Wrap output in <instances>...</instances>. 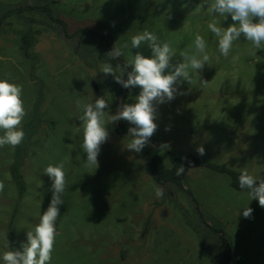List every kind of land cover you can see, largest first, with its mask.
<instances>
[{"label":"rangeland","instance_id":"1","mask_svg":"<svg viewBox=\"0 0 264 264\" xmlns=\"http://www.w3.org/2000/svg\"><path fill=\"white\" fill-rule=\"evenodd\" d=\"M207 6L204 0H0V79L23 86L27 112L23 142L0 148V257L22 251L51 201L52 180L43 170L63 162L68 187L48 264H264V208L238 180L242 170L264 178V44L256 50L242 34L223 56L207 25L233 21L209 14ZM83 30L121 48L124 63L136 52L151 57L146 45L131 48L132 36L145 30L175 51L173 64L182 62L181 52L195 51L197 34L205 39L209 64L192 73V85L181 81L183 95L157 105L158 127L144 147L162 182L142 151L124 147L133 127L124 120L107 126L98 168L86 165L82 106L103 96L106 117L115 114L124 87L102 72L111 63L107 52ZM139 91L126 88L123 104L134 103ZM181 164L185 173L177 176ZM245 207L253 209L249 218Z\"/></svg>","mask_w":264,"mask_h":264},{"label":"clouds","instance_id":"2","mask_svg":"<svg viewBox=\"0 0 264 264\" xmlns=\"http://www.w3.org/2000/svg\"><path fill=\"white\" fill-rule=\"evenodd\" d=\"M207 11L213 16L223 17L224 20L231 15L232 24L227 27L220 26V21L213 19L207 27L218 38L220 53L227 57L233 48L234 42L241 35L246 41L251 42L255 49H262L264 44V0H207ZM203 7V4L198 6ZM147 46L151 50V57L144 56L141 52L125 63H111L102 65L104 74H111L115 81L122 87L131 89L139 88V94L134 103H124L118 112L107 115L106 109L109 102L103 97L95 98L93 102L85 103L83 114L79 117L83 128V152L87 154L85 161L88 167L98 168V156L101 146L109 137L108 125L124 120L133 125L128 129L130 141L124 145L127 150L140 153L148 145L150 138L157 130V105L171 102L176 96L183 95L178 88L181 81L192 85V73H198L210 60L206 52L205 39L197 34L195 37V51L180 53L182 62L173 64L175 51L167 42L161 43L158 37L150 31L131 38V48L139 49ZM125 49L127 44L123 46ZM106 55L110 59L124 55L121 48H112ZM209 64V63H208ZM127 77L126 79L124 77ZM208 81L200 79L201 86ZM23 86L0 79V148L9 145L13 148L19 146L25 139L22 121L27 115L22 99ZM109 112V111H107ZM168 130V129H166ZM162 150L170 148L169 144L160 145ZM195 151L205 155V148L198 146ZM181 159L187 160V157ZM191 163V162H189ZM44 174L52 180L51 201L39 218V223L34 229L27 231L26 242L22 243L21 250H6L2 254L4 264H48L52 259V252L56 241V221L60 215L59 205L64 203L63 196L68 187L63 162L53 165L48 164L43 170ZM185 173V166L181 164L175 174L181 176ZM239 187L246 189L250 197L258 200L259 206L264 208V178H258L247 170H242L239 177ZM42 184V183H41ZM41 186V185H40ZM5 184L0 181V193H3ZM163 197L162 189L156 193ZM253 209L245 207L243 216L249 218Z\"/></svg>","mask_w":264,"mask_h":264},{"label":"trees","instance_id":"3","mask_svg":"<svg viewBox=\"0 0 264 264\" xmlns=\"http://www.w3.org/2000/svg\"><path fill=\"white\" fill-rule=\"evenodd\" d=\"M43 10L46 11V13L48 14L49 17H52V14H51V11H50V10L45 9V8H43ZM17 11H21V10H17ZM17 11H16V12H17ZM82 32H83V33H87V34H91V35L95 36V37H96V38H97V39L103 44V47H104V49L106 50L107 53H108L110 50H112V48H111V44H110V42H109V40H108L107 37H105V36H103V35H101V34H99V33H97V32H93V31L83 30ZM108 60H109L113 65H116L117 63H121V64L124 63V61H123L122 59H118V58H116V60H113V59H110L109 56H108ZM124 78L126 79L127 77L125 76ZM121 87H122V86H121ZM117 107H118V101L116 102L115 109H116ZM142 154H143L144 158L146 159V161H147V163H148V165H149L151 171L153 172V176H154L155 180H156L157 182H162L161 178L159 177V174H158V171H157V169H156V166L153 164V161H152L151 156L145 151V148H143V150H142ZM176 184L182 186V184H181V182H180L179 180L176 181ZM221 241H222V243H223L224 245H227V241H226L224 238H222Z\"/></svg>","mask_w":264,"mask_h":264},{"label":"water","instance_id":"4","mask_svg":"<svg viewBox=\"0 0 264 264\" xmlns=\"http://www.w3.org/2000/svg\"><path fill=\"white\" fill-rule=\"evenodd\" d=\"M92 87H93L94 90H97V85H96L95 82H92ZM125 90H126V88H123V91H122V93H121V95H120V99H119V103H118V109H117V112H118V110L120 109L121 105L123 104V99H124ZM118 122H119V121H116V125H117V126H118ZM149 142L152 143L151 139L149 140Z\"/></svg>","mask_w":264,"mask_h":264}]
</instances>
